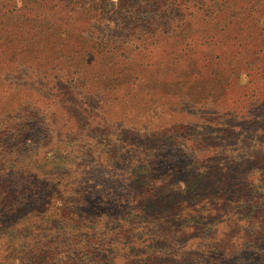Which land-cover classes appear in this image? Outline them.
Returning a JSON list of instances; mask_svg holds the SVG:
<instances>
[{"label":"trees","instance_id":"1","mask_svg":"<svg viewBox=\"0 0 264 264\" xmlns=\"http://www.w3.org/2000/svg\"><path fill=\"white\" fill-rule=\"evenodd\" d=\"M204 77L225 79L237 107L264 106V0H0V232L9 224L27 234L54 233L41 247L9 241L0 264H115L111 251L120 236L135 238L134 221L146 215L139 196H105L110 218H99L89 213L91 174L35 168L69 163L74 155L110 164L104 159L113 150H100L90 130L101 136L100 126L122 121L117 115L151 114L180 139L182 124L170 123L175 115L163 99L169 93L158 88ZM219 123L206 142L212 150L235 144L239 166H202L193 183L218 174L212 185L220 191L196 200L189 176L146 171L144 198L167 199L145 218L146 231L154 230L151 219L174 217L180 203L187 222H159L156 244L149 237L134 254L122 253L124 264H264V123L255 120L241 136H235L241 127ZM38 145L43 155L20 165L24 149ZM135 145L134 152L147 153L151 142ZM129 216L136 217L132 223Z\"/></svg>","mask_w":264,"mask_h":264},{"label":"rangeland","instance_id":"2","mask_svg":"<svg viewBox=\"0 0 264 264\" xmlns=\"http://www.w3.org/2000/svg\"><path fill=\"white\" fill-rule=\"evenodd\" d=\"M251 40L252 38L249 36L248 41ZM192 67V65H189L187 68ZM224 82L225 79L204 77L187 85L164 83L159 86L158 89H161V93H169L163 99L170 103L175 115V118L170 123L174 124L175 121H179V126L182 124V129L178 130V132L180 131V139L175 138L173 131H166L165 133L164 127L151 114L146 120L139 117L122 119V117L117 115L114 117L122 121L116 120L109 127L105 125L100 126V128L98 127L102 130L101 136L99 130L96 131L97 129L93 127L90 130V135H94V138L102 142L100 150L103 148L104 151L109 148L113 150V152H110L109 157H103L105 158L104 161L110 160V164L103 165L102 163V166L99 162L102 159L98 160L91 156L83 159L78 155H74L72 158H67L69 163L64 161L61 164L48 162L44 166L35 168L36 171L53 174L61 167L66 166L77 177H85L88 173L91 174L93 178H91L92 181H88L87 189H89L88 196L92 197L94 205L91 204L89 206V213H99V218L102 214L108 215L110 218V212L107 213L104 208V205L107 203L105 196L110 194V201L118 198L121 199L122 192L132 196H136V194L139 196V200L137 201L139 202L138 206L146 215L134 221V230L130 236L135 238L123 240L120 236L119 243L111 251L115 255L114 258L117 257L115 264H124L122 253L129 252L130 254H134L145 242L147 243L149 237L153 238L156 244L154 235L157 232L155 230H157V227L163 221L164 224L172 222L174 225H177L175 222H178V225L187 222V219L183 217L188 212V209L184 208V205L182 207L180 203L174 210L175 214L174 217L170 218L171 221L166 219L154 220L155 218H153L151 219V224L154 230L146 231L149 230V223L145 218L153 215V211L156 208L161 209L164 205L166 206L165 203L167 201L164 196L160 200H154L153 203L149 199L144 198L142 192H145L147 186L146 171L157 175L165 174L170 178L183 179L189 176L193 187H197L198 189H188V193L190 195L196 193L197 196H193L196 200L201 197L199 193H206L203 197H207L214 196L220 191V185H212V182L219 178L218 174L214 175L212 181L204 183L201 186L193 183L202 166H211L210 171H213L215 170V166H231V168H235V166H239L238 162L241 163L239 160L235 161V157L233 156L237 153V149L230 148V146H234L235 144L228 145L224 142V144H218L217 148L210 149V141L206 142V138L208 137L207 131L211 132V129L214 130L213 127H216V123L220 122L219 124L226 126L233 124L234 126L241 127L242 130L239 129L240 131L235 133V136H241L246 131V127L249 125H251V128L254 127L253 122L255 120H262L264 123V106L261 109H256V105L248 103L247 108L237 107L238 102L236 99H231V95L235 94L233 93L234 89L225 88ZM158 89L152 92L158 94ZM138 108L140 107L137 106L135 109L137 110ZM245 111H247V116H244ZM217 130L218 128L216 127L214 131ZM40 134H42L41 131ZM135 141L151 142L149 151L147 153H144V151L142 153L141 151H137L138 153L134 152L133 150L135 149L131 148V143L135 145ZM137 149L139 150V148ZM24 150V154L19 156L20 165L34 162L37 157L43 155H38V150L44 149L41 148V145H38L36 148L26 147ZM209 153L213 154V158L205 164L203 161ZM11 161L12 159L10 158ZM14 167L22 170L30 166ZM19 182L27 184L22 178ZM26 200L30 202L28 198ZM180 206L181 208L178 209ZM112 214L114 215L113 212ZM139 214L138 212L137 215L139 216ZM84 217L88 223L90 220L89 216L86 215ZM128 218L129 222L132 223L136 217L129 216ZM93 220L97 222L96 218ZM105 221H107L106 217L101 222ZM8 228L7 231L0 232V256L12 246L8 243L9 241H11V244L18 242L20 249L26 244L41 247L54 234L53 232V234H27L16 228H12L9 224ZM152 232L153 234H151ZM243 251L240 255L241 258H245L246 251ZM104 264L114 263L105 262Z\"/></svg>","mask_w":264,"mask_h":264}]
</instances>
